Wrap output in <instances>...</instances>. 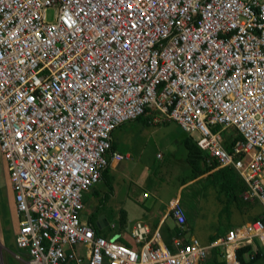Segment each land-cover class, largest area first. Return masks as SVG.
<instances>
[{
  "label": "built area",
  "instance_id": "2783aa9c",
  "mask_svg": "<svg viewBox=\"0 0 264 264\" xmlns=\"http://www.w3.org/2000/svg\"><path fill=\"white\" fill-rule=\"evenodd\" d=\"M140 116L176 123L264 210V0H0V156L26 264H200L216 246L240 264L239 247L264 246V215L173 249L140 221L138 250L81 221L84 195L127 158L113 132ZM166 215L180 235L178 198Z\"/></svg>",
  "mask_w": 264,
  "mask_h": 264
},
{
  "label": "crops",
  "instance_id": "0c3cea01",
  "mask_svg": "<svg viewBox=\"0 0 264 264\" xmlns=\"http://www.w3.org/2000/svg\"><path fill=\"white\" fill-rule=\"evenodd\" d=\"M148 121H149V118L147 119V123L149 127H157L160 125L164 126L166 124L172 123V122H169V123L164 122V123L154 125V124H150ZM127 123H132V122H126L122 124L121 126L124 127V125ZM176 126L180 129V127L177 124ZM118 128L112 134V143H114V146H115L114 149L112 150L119 152L120 154H122L123 156H126L127 158L122 160L119 163H115V162L109 163V165L107 166L108 167L107 176L111 179V181L113 177L109 173L120 174L122 179L123 177L125 178V175H126L125 172L127 169L125 168L123 163L124 161L131 160L132 158L130 151L125 145L121 143V140H120V138H123L126 135H130V132L121 131L117 133V131L119 130ZM183 133L186 136H188L192 140V142L195 144L193 137L186 134L185 132ZM232 136H234V138H232V140L230 141V137ZM228 137L229 139L226 142V147L230 146V144L234 142L235 138L240 139V135L236 134V131H233L232 133L228 134ZM158 154L160 155V157H157ZM163 157H164L163 155L156 152L155 159L161 160L162 162V164L158 165L157 167H161V166L163 167V164H164L163 162L165 161ZM185 164L188 167L189 173L187 174L186 177L179 178L173 182L172 180L167 178L166 175L160 176L159 178L153 176L151 172V167H148L147 169L144 168L145 170L143 169L141 171L140 176L136 179L134 183L128 182L129 183L127 184L128 190L126 191L123 189L122 192H120L121 195L116 205L109 206V204L106 203L105 207L104 206L101 207V212L98 214V216L96 217V220L94 221V224L98 230V235L105 239L108 238L107 240H110V241L113 240L114 242H117L121 245L138 250L139 245L134 243L133 240L131 239V229L135 222L140 221L141 223H144L147 225L151 233L157 228L160 233L159 243H161L168 249H173V239L177 236H179L185 242H188L191 239H197L201 245L207 246L210 242H213L219 239V237H222L228 230L238 228L248 222L256 220L255 217L259 218L264 215L263 207L258 200L256 199L245 200L242 197V194L239 197L243 201H247L249 203H244V204L238 203L237 205L233 202L232 204L227 205L226 197L220 194L219 184L217 182V179H214L212 177V174H213L212 172H215V171H209V173H205L201 176L193 178L191 169L186 163V156H185ZM129 170L130 169H128L127 171ZM232 175H233V178H232L233 183L235 184V186L238 187L241 184L240 182H243V181L234 170L232 171ZM4 176H5V184L9 188L8 190L12 196L8 174H7L5 165H4ZM120 181L121 179L118 178L115 184L114 183L111 184L112 194L110 195V198L112 200L117 198L119 194V190L122 185ZM102 182H103V179H101L100 183ZM133 186L136 187L138 191H141V195H139L138 193H133V188H132ZM188 186H192L195 189L194 196L199 201L206 195V193L209 192V189H212L214 193H216L217 203H219V206L217 205V212L214 218V222L210 224L209 229H205L201 227V230H200L197 228V226H200L199 225L200 219H199V216H197L198 209L195 208L193 210L191 209V207L189 206L186 207L185 205H183L184 207L183 209L186 213V223L184 225V231L181 233V235H179L178 230L173 220L171 219L170 216L166 215L167 214V204L171 199H174V198H178L180 200V194H179L180 190L185 189ZM145 193L147 194L146 197L143 196V194ZM85 195L83 197L84 207H85V204H87V202L89 204V200L85 198ZM12 199H13V196H12ZM246 204H249V205H246ZM7 205H8V209L11 212V214L14 215L13 216L15 219L14 225L16 228V230L14 231V237H15L17 230H18V219H16L15 217L16 211L14 208V201L12 203V209L10 208L9 196H8ZM99 207H100V204H99ZM99 207H95L91 211L90 215L92 214V212H94L96 208H99ZM4 209L7 210L6 207H4ZM105 210L108 212V214L106 213ZM89 216L85 218V216L82 215L81 221L88 223ZM6 234L2 237V239L0 237L1 242H4L7 240L4 238H9V237L12 238L10 235L6 236ZM14 237L12 239L13 244L10 245V249H12L15 252L14 254H12V257L15 256L17 260H19L20 262H24L25 261L24 258L25 259L27 258V254L25 251L18 249L15 246ZM2 246H4L3 247L4 250L8 252L6 248L7 246H5L4 244ZM244 246H250L253 251L261 249L263 252L261 253L262 255L260 256V259L256 261L248 260L246 254L241 255L240 253H238V249ZM241 247H239L236 250L237 261L240 264H264V246H261L255 241L251 244L243 245ZM20 256H24V257L21 259ZM63 264H67V263L65 262ZM200 264H225L222 247L216 246L210 249L208 252L207 258Z\"/></svg>",
  "mask_w": 264,
  "mask_h": 264
},
{
  "label": "rangeland",
  "instance_id": "374dc122",
  "mask_svg": "<svg viewBox=\"0 0 264 264\" xmlns=\"http://www.w3.org/2000/svg\"><path fill=\"white\" fill-rule=\"evenodd\" d=\"M53 11H47V20H52ZM119 132H130V135H126L123 138H120L121 143L125 145L131 153V160L124 161L126 170L125 178H121L120 174H112L109 173L113 179L111 184L116 182L118 178L121 179V188L119 190V194L117 198L112 200L110 198V193L108 192V187L103 181L102 183L96 184L87 194L85 198L89 200V204H85L84 210L81 213L82 215L87 216L90 215L91 211L95 207H99L100 202L102 205L98 208L97 214L101 212V207H105L106 203L109 206L116 205L122 190H128L127 184L128 182L134 183L136 179L140 176L141 171L145 168L151 167L152 175L159 178L160 176L166 175L170 180L175 181L179 178H184L189 173L188 167L185 164V156L186 150L182 145V140L185 137V134L176 126V124H166L160 125L157 127H146L144 128L141 125L140 121H132V123H127L120 128H118ZM124 146V147H125ZM141 149V151H140ZM156 152L160 153L164 157L163 167H157L161 165V160L155 159ZM144 169V170H145ZM123 181V183H122ZM113 184V185H114ZM194 186V185H193ZM133 188V193H138L141 195V191H138L136 187ZM9 188L5 184V176H4V163L3 159L0 156V237L6 234V236H11L12 238H4L7 239L4 242L0 240V264H26L28 258H24V262H20L16 259V257H12V254L15 252L10 249V245L13 244V237L15 228V219L14 215L8 209L7 201L9 196V204L12 209V196L8 190ZM96 192L95 196L93 192ZM195 189L192 186H188L185 189L180 190V204L183 207H191V209H198L197 216L200 219V226H197L198 229L202 228L209 229L210 224L214 222V218L217 212V203L216 193L212 189H209V192L199 201L194 196ZM118 192V190H117ZM167 194V193H166ZM106 198L103 200V196ZM103 200V201H102ZM7 208L4 209V207ZM108 206V205H107ZM184 208V207H183ZM106 211V210H105ZM84 213V214H83ZM108 214V212L106 211ZM4 215V216H3ZM16 219L17 216L15 214ZM85 220V219H84ZM224 233V232H222ZM221 233V235H222ZM108 239V238H107ZM7 246L8 252L4 250L3 244ZM21 259L24 256H20ZM14 259V260H13Z\"/></svg>",
  "mask_w": 264,
  "mask_h": 264
},
{
  "label": "trees",
  "instance_id": "16d2710c",
  "mask_svg": "<svg viewBox=\"0 0 264 264\" xmlns=\"http://www.w3.org/2000/svg\"><path fill=\"white\" fill-rule=\"evenodd\" d=\"M147 116H140L132 121H140L141 124L144 127H149L147 123ZM129 121V122H132ZM182 145L184 149L186 150V163L188 164L189 168L191 169V173L193 175V178H196L198 176H201L205 173H209L211 169L214 168L213 164H206L205 162V155L197 148V146L192 142V140L185 135V137L182 140ZM114 143L111 144V149H114ZM6 168V167H5ZM232 169H220L218 171L212 172V177L214 179H217V182L219 184V190L220 194L224 195L226 197V203L227 205L232 204L233 202L238 205V203H249L247 201H243L239 196L246 190V185L243 182H240L241 184L237 187L233 183V175H232ZM108 167L102 172L101 179L105 182V184L108 187V192L110 195L112 194V188H111V179L107 176ZM94 195H96V192H93ZM106 198V196H103V200ZM102 200V201H103ZM13 203V202H12ZM100 202V206H101ZM249 205V204H246ZM98 208L92 212V214L88 217V224H90L94 231L95 235H98L97 227L94 224V221L96 220ZM258 217H255L257 219ZM186 223V222H185ZM178 230V229H177ZM179 233V231H178ZM181 235V234H180ZM259 244V243H258ZM263 251L261 249H258L256 251H253L250 246H244L238 249V253L241 255L246 254L248 260H258L260 259V256L262 255Z\"/></svg>",
  "mask_w": 264,
  "mask_h": 264
},
{
  "label": "clouds",
  "instance_id": "9594fccd",
  "mask_svg": "<svg viewBox=\"0 0 264 264\" xmlns=\"http://www.w3.org/2000/svg\"><path fill=\"white\" fill-rule=\"evenodd\" d=\"M216 171H218V170H216Z\"/></svg>",
  "mask_w": 264,
  "mask_h": 264
},
{
  "label": "water",
  "instance_id": "95a60500",
  "mask_svg": "<svg viewBox=\"0 0 264 264\" xmlns=\"http://www.w3.org/2000/svg\"><path fill=\"white\" fill-rule=\"evenodd\" d=\"M113 241V240H112Z\"/></svg>",
  "mask_w": 264,
  "mask_h": 264
}]
</instances>
